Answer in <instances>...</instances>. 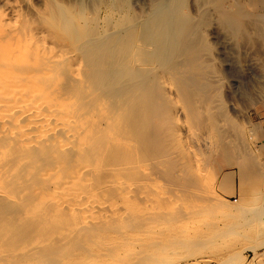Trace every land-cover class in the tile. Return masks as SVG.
Wrapping results in <instances>:
<instances>
[{"label":"bare ground","instance_id":"bare-ground-1","mask_svg":"<svg viewBox=\"0 0 264 264\" xmlns=\"http://www.w3.org/2000/svg\"><path fill=\"white\" fill-rule=\"evenodd\" d=\"M28 1L0 0V264H155L198 249L187 220L234 214L204 192L205 170L264 178L263 139L253 151L213 98L209 38L230 40L241 65L242 44L262 54L264 0H145L146 13L103 24L100 0Z\"/></svg>","mask_w":264,"mask_h":264},{"label":"rangeland","instance_id":"rangeland-1","mask_svg":"<svg viewBox=\"0 0 264 264\" xmlns=\"http://www.w3.org/2000/svg\"><path fill=\"white\" fill-rule=\"evenodd\" d=\"M18 1L21 2L22 4L25 3V0H18ZM78 1L79 0H75V1L72 0V2L75 3L76 5H78ZM82 1L91 2V0H82ZM105 1L100 0V3L101 2L102 3L98 10L99 22L102 24L106 16L111 17L113 22H117L119 20H123L124 17H127L129 15L130 16L137 15L140 13L141 10H143L141 13H146L149 7V5H147L148 1L145 0H136V1L114 0L115 2H117L118 6L114 5L115 2L112 0L109 1L105 0ZM110 1L112 4L110 3ZM28 2L40 6L42 0H30ZM102 4H104L105 6ZM130 10L132 13L130 12ZM212 30L213 31L209 34V38L212 39L214 42L213 44H214L215 52H214V60H212L211 62L214 65H216V67L219 68L220 72H217V75H219V78H222L221 79L222 85H220V83H217L218 76L216 79V75H213V77H215L213 80H216L214 84V90L212 92L213 98L215 102L218 103L220 99L219 95L221 93L223 94L222 96L225 97V99L222 97L223 102L226 105L228 103L227 109L230 113L229 115L235 121V123L239 128H242L243 130L246 131L247 138L252 145L253 151L254 150L257 151V147H259L258 145L262 141L261 139H263L264 141V89H263L264 71L261 69V66L262 65L264 66V61H263L264 49L261 50L262 54L259 53L258 55V53L255 52V49H252L251 46L245 45L244 47V44H242L243 46L241 47L243 50L241 48L240 50L242 51V53L244 52L243 54L244 62L241 65V63H238L236 58H233L235 57V54H234V50H231L233 49V47L230 44L231 43L230 40L225 39L223 35L219 33L216 29L213 28ZM227 46L228 47L231 46V47L227 49ZM247 47L250 48L248 49ZM232 55L233 57H231ZM256 57L258 59H256ZM260 62L262 63V65ZM213 77L210 76L211 79ZM221 88L222 90H220ZM262 89L263 91L261 92ZM252 90L254 92V95L252 96L253 100L249 101L248 96L245 94V92L248 91L250 92ZM247 130L250 131L248 132ZM256 141H258L259 143L254 144V142ZM256 153L259 156V160L262 161L263 163L264 153H260V152L258 153V151ZM214 168H215L214 166H211L209 169H207V171L205 170L204 172L206 174L205 179L207 178L206 181L208 183L207 186L208 189L204 192L210 195L212 197V200L221 201L223 199L226 200V202H228L230 205L234 204L233 206H231V208L234 210L233 211L234 214H232L233 216L232 215L227 216L224 214L225 211H228L227 209H223L224 211L219 209L217 212H214V214L202 212L199 216L195 217L194 219L191 218L187 220L186 224L188 225H186V227L189 228V231L192 233L190 239H192L193 236L195 237L196 235L197 236L202 235V237H204L202 238L203 245H201L198 249L195 250L193 244L191 243L187 247L177 249L178 251L177 250L172 251L175 252L172 253L175 262L171 260L173 259L172 258L173 256L168 254L169 256L167 255L166 259H170V260L164 259V261L167 263H165L164 261H162L163 263L162 262L160 263L158 261V263L160 264H225V263L226 264H264V194H263L264 178L251 177L247 179L246 182H244V184H242L238 178L229 179V180L227 179L226 181H223L224 174L228 173L229 175L233 176L236 173L235 170L230 166H227L226 167L227 169H225L224 172L218 173L217 169ZM238 205L240 206L243 205L242 210L240 209V211L239 210L236 211L235 207ZM202 222L204 224H202ZM216 222L220 226L217 225ZM193 223L195 224V226H193L194 225ZM204 225L207 227H205ZM215 225L217 226L215 227ZM201 231L204 234L200 233ZM206 231H207V236H206ZM208 232H210L211 234ZM213 233L215 235H217V233L220 235L210 238L212 236H215ZM255 235H257V237ZM207 238L210 239V241L205 240ZM207 243L209 244L207 245ZM193 250H195L196 252L195 251L193 252ZM182 254L185 256H182ZM224 258L225 260H223Z\"/></svg>","mask_w":264,"mask_h":264}]
</instances>
